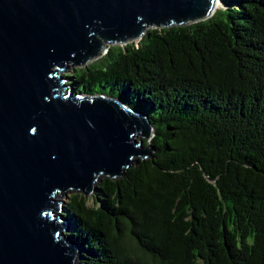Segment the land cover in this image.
Listing matches in <instances>:
<instances>
[{"label": "trees", "instance_id": "16d2710c", "mask_svg": "<svg viewBox=\"0 0 264 264\" xmlns=\"http://www.w3.org/2000/svg\"><path fill=\"white\" fill-rule=\"evenodd\" d=\"M219 1L64 75L153 125V157L101 178L96 207L69 194L77 264H264V0Z\"/></svg>", "mask_w": 264, "mask_h": 264}, {"label": "water", "instance_id": "95a60500", "mask_svg": "<svg viewBox=\"0 0 264 264\" xmlns=\"http://www.w3.org/2000/svg\"><path fill=\"white\" fill-rule=\"evenodd\" d=\"M219 0H0V264H77L61 213L138 159L148 117L117 97L73 91L60 73L149 27L204 20Z\"/></svg>", "mask_w": 264, "mask_h": 264}, {"label": "rangeland", "instance_id": "374dc122", "mask_svg": "<svg viewBox=\"0 0 264 264\" xmlns=\"http://www.w3.org/2000/svg\"><path fill=\"white\" fill-rule=\"evenodd\" d=\"M220 6H221V3H219V5H218L217 7H220ZM132 41H133V40H132ZM135 41H136V40H135ZM109 45H110V44H109ZM106 48H107V47H106ZM106 48L103 47V49H102L103 51H101L100 54H99L96 58H94V59H92L91 61L87 62L85 65H81V66L74 65L73 67H70L69 69H67V70H65V71H63V72H61L60 74H61L62 76L66 75V74H67V75H70V74L75 70V68H78V67H84V66H87V65L91 64L92 61H94L95 59H97L98 57H100L103 53H105ZM67 82H69V78L66 79V83H67ZM146 140H149V139H146ZM74 192L83 195V196L87 199L88 205L91 206V207H96V206L101 202V201H99V200L94 196L93 193H92V194H89V195H86V194L82 193L81 191H68V192H66L64 195H63V194H62V195L60 194V195L58 196V199H59V200H62V206H64V204L66 203L69 194L74 193ZM100 200H101V199H100ZM63 211H64V210H61L60 212L63 213Z\"/></svg>", "mask_w": 264, "mask_h": 264}, {"label": "bare ground", "instance_id": "6f19581e", "mask_svg": "<svg viewBox=\"0 0 264 264\" xmlns=\"http://www.w3.org/2000/svg\"><path fill=\"white\" fill-rule=\"evenodd\" d=\"M219 5V3L217 4V6ZM56 197H58L59 195H55Z\"/></svg>", "mask_w": 264, "mask_h": 264}]
</instances>
